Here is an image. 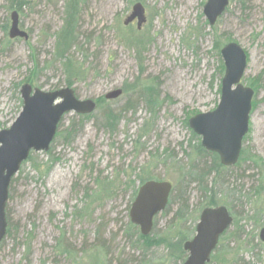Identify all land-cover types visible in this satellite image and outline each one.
<instances>
[{"label": "rangeland", "instance_id": "1", "mask_svg": "<svg viewBox=\"0 0 264 264\" xmlns=\"http://www.w3.org/2000/svg\"><path fill=\"white\" fill-rule=\"evenodd\" d=\"M29 1L0 0V132L22 111L23 85L45 92L69 88L57 35L71 9L78 39L68 57L85 70L72 87L77 98L98 106L114 90L123 95L82 122L67 114L50 150L33 153L22 165L11 185L10 233L0 264H183L187 257L180 260L169 245L177 242L175 225L180 220L190 232L214 196L238 227L220 241L210 264H264V0H232L214 27L204 16L207 0ZM138 3L146 17L140 29L137 20L125 25ZM13 12L28 40L10 39ZM228 40L248 56L242 84L254 91L257 105L242 150L252 158L223 181L208 178L212 195L193 182L156 218L151 237L167 244L136 245L128 223L139 182L153 178L175 187L197 161L201 137L187 120L218 107L225 71L215 44L223 48ZM255 81L257 91L250 86ZM149 87L156 90L154 106L145 95L137 98ZM104 108L119 118L113 129Z\"/></svg>", "mask_w": 264, "mask_h": 264}, {"label": "water", "instance_id": "2", "mask_svg": "<svg viewBox=\"0 0 264 264\" xmlns=\"http://www.w3.org/2000/svg\"><path fill=\"white\" fill-rule=\"evenodd\" d=\"M33 1V0H32ZM232 0H207L204 16L209 26L214 27L225 14ZM10 39H29L19 27V15L13 12ZM137 20L140 29L146 22L144 7L138 3L125 25ZM225 74L222 80L221 100L210 113L198 114L189 120L191 130L201 137V145L216 153L221 165L233 167L239 163L244 138L250 130V115L253 109L254 91L242 84L248 56L237 43H228L221 50ZM22 111L13 125L0 132V251L6 239L8 221L7 204L10 186L22 165L32 152H48L59 125L65 115L76 113L90 115L97 109L93 100H80L72 88L45 92L25 84L20 89ZM123 95L118 89L105 96L115 101ZM173 185L169 182L148 181L138 190L131 205L129 218L139 227L144 237L150 236L155 218L168 207ZM234 216L225 206L205 208L200 215L193 239L183 245L188 253L184 264H210L211 256L219 245L220 238L233 226ZM259 238L264 243V229Z\"/></svg>", "mask_w": 264, "mask_h": 264}, {"label": "trees", "instance_id": "3", "mask_svg": "<svg viewBox=\"0 0 264 264\" xmlns=\"http://www.w3.org/2000/svg\"><path fill=\"white\" fill-rule=\"evenodd\" d=\"M30 1H32V0H30ZM30 1L27 2L26 4H29ZM66 19H67L66 28L63 31L59 32L57 35V45H58V48L61 52V53H59V56L63 57L66 61L65 62V72L67 74V82H66L67 87L72 88L75 85L76 81L83 80V78L85 76V70L81 66H78V63L74 62L71 58L68 57V54L72 48V44L75 43L76 40L78 39L76 26H75L76 20H77L76 12L71 9L69 12V19H68V17ZM230 42H232V41L228 40V43H230ZM215 50L221 56L222 48L219 47L218 43L215 44ZM221 71L222 72L225 71V66L223 63L221 64ZM250 86L253 87L257 91V87H258L257 81L250 84ZM127 91H130V90H127ZM155 93H156V90L153 87H149L146 89L145 92H139V95L137 96V98L142 99V97L145 95V97L148 98L147 102L150 104V106H154L156 103V94ZM108 104H109V101H107L106 99H102L99 101L97 109H100L101 106H105V105H106V107H108ZM130 104H131V102H129V105ZM256 105H257L256 103H253V108L256 107ZM108 108L106 110L104 108V110H105L104 113H105L106 118L108 119V121L110 123V129H113L114 127H116L119 118L113 112L109 111ZM88 117H89V115H78V118L81 119V122L85 118L89 119ZM62 120H64V118ZM188 120H187V126L189 125ZM61 123H60V125H61ZM60 125H59V127H60ZM74 127H75V124H73L71 126L70 130L73 131ZM197 150L199 153L197 161L192 163V165H189L188 168L185 171H183V175L181 176L180 181L176 184L175 187L173 186V190H172V194L170 197L168 207L162 214H164V213L167 214L170 211V207L174 205L176 200L183 197V195H186L187 191L189 190V188L191 187L193 182H197V184H200V188L202 189V191L206 195H207V193L209 195H212L211 191L208 192L207 186L205 187V184H206V181L208 180V178H210L214 174L215 175V178H214L215 182H217V180H219V179L221 181H223L224 180L223 178H226L225 176H226L227 172L230 171V169L235 168V167L239 168L241 163H243V162L247 163V160L252 158V156H249L248 152H246L245 150H242L239 163L236 166L224 167L221 165L219 156L216 153H212V152H209L206 149H204L202 147L201 143L198 145ZM33 153H31L30 157L28 158V160L26 162H29L31 160ZM253 161H254L255 165H259V162L257 160H253ZM148 181H154V179L151 178V179H146V180H140L138 190L141 186H143ZM11 185H12V183H11ZM138 190L135 192L134 200H135V197L137 196ZM10 191H11V186H10ZM183 192H185V193H183ZM9 200H10V195H9ZM184 200L187 201V199H184ZM218 206H220V205L216 202V197L214 196L213 198H210L209 201L207 202V204L205 205V207L200 211L199 218L197 220H195V223L197 222L196 226L200 220L201 212L205 208L218 207ZM184 211H185V208H183V206H182L176 217H181ZM230 212H231V210H230ZM6 214H7V221H8V229H7V236H8L10 233V230H9V220H8L7 210H6ZM182 225H183V222L178 220V224L175 225V228H177V231L175 232V236L177 237V242L174 246H173V244H169V245L173 251L180 253V260L183 261L184 258L188 256V254L183 249V245L185 242L194 238L195 232H196V226L194 228H191L190 232H187L185 229L182 228ZM156 227H157V222L155 219L153 231ZM232 227H238V219H236L235 217H234V224ZM131 231L133 232V235L136 237V245L138 243H142L146 247L152 248L153 246H159L161 244L162 245L167 244V242H168L166 240L164 241L161 239L157 240V238L151 237L152 234L148 237L142 236L140 233L139 227L133 225L129 219L128 232H131ZM229 231H230V229L223 235L221 240L228 235ZM239 232H240V230L237 231V229H236L234 235H238ZM127 235H130V233H128ZM3 244H4V242H3ZM3 244H2V246H3ZM260 244L264 245L263 242H261ZM2 246H1V248H2ZM256 246L261 247L259 244H257ZM66 252L69 253L68 250H66ZM217 256L214 253L211 258L215 259V257H217ZM258 261L260 262L261 258Z\"/></svg>", "mask_w": 264, "mask_h": 264}]
</instances>
